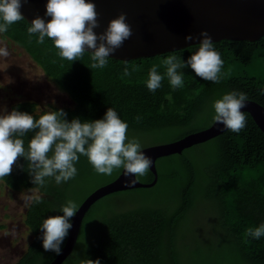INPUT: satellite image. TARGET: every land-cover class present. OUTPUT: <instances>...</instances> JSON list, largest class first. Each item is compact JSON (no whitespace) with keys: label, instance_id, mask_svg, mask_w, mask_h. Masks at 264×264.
Returning a JSON list of instances; mask_svg holds the SVG:
<instances>
[{"label":"trees","instance_id":"trees-1","mask_svg":"<svg viewBox=\"0 0 264 264\" xmlns=\"http://www.w3.org/2000/svg\"><path fill=\"white\" fill-rule=\"evenodd\" d=\"M28 27L24 19L2 36L23 48L45 77L73 101L72 106L49 109L64 110L69 122L74 118L85 122L102 119L112 107L128 124L129 138L138 137L143 147L209 126L213 102L230 91L245 92L249 100L264 106V35L253 41L214 42L224 61L219 83L203 80L187 67L181 70L182 88L173 90L165 77L162 86L151 92L146 86L151 67L157 65L163 75L167 55L174 53L187 61L198 44L129 60L110 57L105 68L93 69L90 52L73 62L61 59L49 38L38 44V35L29 36ZM125 66L130 76H124ZM134 67L138 70L133 71ZM13 109L37 119L48 110H38L31 100L17 102ZM245 113L247 125L241 132L226 130L181 153L156 159L158 177L153 186L116 191L96 200L85 213L75 246L62 264H82L86 259H99L101 264H199L197 258L205 244L220 246L203 261L206 264L220 260L264 264V237L257 240L245 235L248 228L264 223V133ZM34 134L24 137L26 148ZM27 163L20 157L1 181L15 190L35 187ZM75 166L74 179L57 185L49 178L40 189L43 202L27 208L25 224L33 240L15 264H48L56 254L43 248V220L63 215L60 209L66 200L79 204L121 170L111 176L97 174L85 156ZM152 179L148 171L139 180Z\"/></svg>","mask_w":264,"mask_h":264},{"label":"clouds","instance_id":"clouds-1","mask_svg":"<svg viewBox=\"0 0 264 264\" xmlns=\"http://www.w3.org/2000/svg\"><path fill=\"white\" fill-rule=\"evenodd\" d=\"M28 2L0 0V34L25 19L21 9ZM45 16L51 19L46 22L39 15L32 19L27 29L29 36L38 35V44H44L45 38H49L58 49L60 58L71 62L90 52L93 69L105 68L110 56L133 35L124 12L111 19L103 32L97 33L95 29L100 27V14L92 0H47ZM199 37L198 48L187 61L173 53L162 62L166 69L163 75L157 65L151 67L146 81L149 91L159 89L165 77L173 90L182 88L184 72L181 70L187 67L203 80L219 83L223 79L224 61L212 37L207 31H201ZM193 39L192 35L185 37V41ZM9 55L7 47L0 46V57ZM137 70L133 68V71ZM123 74L130 76L132 73L125 66ZM248 101V95L242 91L224 94L212 104L213 121L229 131L241 132L247 125V115L242 109ZM66 115L62 109H48L38 119L16 109L10 113L0 111V180L11 174L20 157L25 158L31 183L35 185L20 195L26 208L43 202L40 189L46 186L49 178L57 185L74 179L78 174L75 165L81 156L88 158L97 174L111 176L114 171L123 169L125 177H134L126 181L132 185L146 176L152 165V158L145 155L140 139L129 138V126L114 108H108L102 119L94 121L81 122L74 118L69 122ZM136 120L139 121L140 117ZM29 132L35 134L26 148L24 137ZM78 210L79 204L68 199L60 209L63 215L43 220L40 239L46 252L61 254V246L73 227L71 220ZM245 235L257 240L264 237V223L248 228ZM82 264H101V261L86 259Z\"/></svg>","mask_w":264,"mask_h":264},{"label":"water","instance_id":"water-1","mask_svg":"<svg viewBox=\"0 0 264 264\" xmlns=\"http://www.w3.org/2000/svg\"><path fill=\"white\" fill-rule=\"evenodd\" d=\"M100 14V27L103 32L108 22L121 12L127 14L133 35L110 57L129 60L138 57L153 56L198 44L199 33L207 31L213 42L221 39L253 41L264 35V0H92ZM47 0H29L21 9L25 20L31 24L37 15L46 22ZM192 35L191 41L185 37ZM90 51V50H89ZM247 112L257 127L264 133V106L249 100L242 109ZM227 129L220 123L211 124L203 129L164 143L143 147L145 155L152 158L149 171L153 175L150 182L140 181L132 185L127 183L124 170L111 181L102 184L88 193L79 203V210L71 223L72 229L65 239L60 255H56L48 264H62L70 255L77 241L81 222L89 207L99 198L116 192L137 187H151L157 181L156 159L181 153L185 148L207 141Z\"/></svg>","mask_w":264,"mask_h":264},{"label":"rangeland","instance_id":"rangeland-1","mask_svg":"<svg viewBox=\"0 0 264 264\" xmlns=\"http://www.w3.org/2000/svg\"><path fill=\"white\" fill-rule=\"evenodd\" d=\"M0 46H6L10 55L0 57V111L9 113L13 104L31 100L37 109L54 106H72L73 101L46 77L41 68L23 48L0 34ZM0 240L3 243L4 264H12L21 257L33 240V233L25 224L27 208L20 195L28 189L13 190L0 181ZM220 246L205 244L197 260L199 264L211 258ZM8 259V260H7ZM217 264H239L220 260Z\"/></svg>","mask_w":264,"mask_h":264},{"label":"flooded vegetation","instance_id":"flooded-vegetation-1","mask_svg":"<svg viewBox=\"0 0 264 264\" xmlns=\"http://www.w3.org/2000/svg\"><path fill=\"white\" fill-rule=\"evenodd\" d=\"M44 109H45V107H44ZM10 112L12 111V107H11V109L9 110ZM9 112V113H10ZM1 181V180H0ZM0 185H1V183H0ZM12 189V188H11ZM13 190H15V189H13ZM0 229H2V227H0ZM1 237V236H0ZM3 243L1 242V240H0V264H4V260H3V252H2V250H3ZM22 256V255H21ZM19 259H20V257H19ZM18 259V260H19ZM8 260V259H7ZM17 260V261H18ZM17 261H15L14 263H12V264H15Z\"/></svg>","mask_w":264,"mask_h":264}]
</instances>
